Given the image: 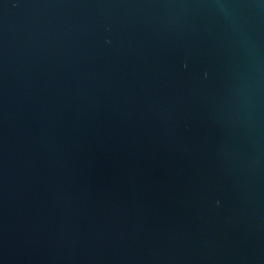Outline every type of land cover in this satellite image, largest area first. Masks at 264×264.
<instances>
[{
  "label": "water",
  "instance_id": "1",
  "mask_svg": "<svg viewBox=\"0 0 264 264\" xmlns=\"http://www.w3.org/2000/svg\"><path fill=\"white\" fill-rule=\"evenodd\" d=\"M0 264H264V0H0Z\"/></svg>",
  "mask_w": 264,
  "mask_h": 264
}]
</instances>
